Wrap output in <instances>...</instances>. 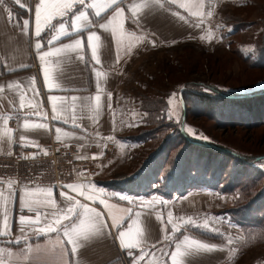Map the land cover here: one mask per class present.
<instances>
[{
	"label": "crops",
	"instance_id": "1",
	"mask_svg": "<svg viewBox=\"0 0 264 264\" xmlns=\"http://www.w3.org/2000/svg\"><path fill=\"white\" fill-rule=\"evenodd\" d=\"M64 2L0 0V157L8 158L49 142L73 144L77 147L76 159L91 164L95 171L88 176L76 174L63 185H73L74 189L23 184L0 191V231L8 233L0 237V258L5 264H134V258L135 264H172L170 254L188 236L216 247L196 251L193 246L190 254L178 258L181 264L233 263L231 256L236 248L227 241L230 214L229 209L222 208L226 197L232 195L207 188L191 189L182 196L143 191L150 180L141 171L153 154L144 156L141 152L152 143L146 131L138 132L139 127L130 126L134 117L131 112L119 110L123 95L120 86L133 58L148 46L172 47L179 40L204 36L210 26L200 10L205 0H160L164 7L151 0H124L103 12L102 17L95 16L99 7L87 8L93 0H85L84 5L75 3L66 15H57L51 21L54 28H46V18ZM14 7L23 14L12 10ZM37 7L44 29L40 37L35 34ZM119 9H123L122 15L116 17ZM80 11H86L92 26L75 33L72 19ZM133 16L137 23H133ZM82 23L77 22V27ZM61 24H65L64 29ZM65 30L73 35L64 36ZM92 32L99 37L92 42L96 59L88 42ZM49 40L53 41L51 45ZM76 40L81 41L78 47ZM37 42L42 45L39 52L35 49ZM45 52L50 55L41 59ZM11 119L16 121L14 128ZM37 200L41 202L39 212L47 214V219L39 222L37 211L28 210ZM77 201L99 212L107 227L99 232L92 229L87 218L93 213L81 209L84 224L76 223L88 236L78 240L73 253L63 228L55 221L60 219L71 226L73 217L64 220L63 216ZM21 216L25 217L23 222ZM49 224L60 231L34 235V229H46ZM174 226L180 231L173 232ZM120 232L126 235L120 237ZM17 239L22 241L20 245L12 243ZM137 242L138 246L131 249L124 247ZM189 243L182 244L181 251Z\"/></svg>",
	"mask_w": 264,
	"mask_h": 264
},
{
	"label": "rangeland",
	"instance_id": "2",
	"mask_svg": "<svg viewBox=\"0 0 264 264\" xmlns=\"http://www.w3.org/2000/svg\"><path fill=\"white\" fill-rule=\"evenodd\" d=\"M204 7H200L201 15L208 18L210 26L204 30L203 37L179 40L178 45L172 47L148 46L145 52L133 58L125 83L120 86L123 95L119 110L130 111L134 116L130 126L136 125L138 132L148 133L146 137L152 144H147L141 154L154 156L164 141L175 149L172 157L169 156L166 171L154 178L151 174L148 177L153 183L158 179L157 183L146 184L143 191L154 190L161 195L169 191L167 186L176 183H168L166 173L172 168L173 158L183 149L178 134L252 158L250 169L249 165H241L242 171L250 172V175L243 173L250 177L247 190L224 198V211L246 203L264 190V183L258 182L264 177V120L249 123L248 119H240L239 122L235 117L236 121H231L219 105L203 103V96L264 91V0H205ZM42 147L46 148L44 156L29 165L44 169L48 180H56L69 168L74 169L76 175L87 168V164L92 166L76 159L77 147L73 144L49 142ZM54 148L70 153L73 159L67 160L66 155L65 169L53 170L55 179H52L51 169L56 163ZM23 153L21 150L14 156H26ZM153 156L148 157L146 166ZM232 166L236 168L240 164L232 163ZM9 168L10 176L18 174L17 169ZM198 172L200 175L201 170ZM253 176L255 181L251 180ZM228 222L227 241L236 248L231 256L233 263L229 264H264V227L246 225L239 215L232 213Z\"/></svg>",
	"mask_w": 264,
	"mask_h": 264
},
{
	"label": "trees",
	"instance_id": "3",
	"mask_svg": "<svg viewBox=\"0 0 264 264\" xmlns=\"http://www.w3.org/2000/svg\"><path fill=\"white\" fill-rule=\"evenodd\" d=\"M4 1L7 2V0ZM12 10L23 14L16 7L12 8ZM203 103L219 105L222 113L231 121H236L234 120L235 117H237L236 119L239 122H241L240 119H248L249 123L256 119L264 120V91L249 95L203 96ZM220 108L219 110H221ZM242 116L244 117L241 118ZM178 137L182 141L183 149L173 158V165L167 171L168 177L166 176V179L168 183H179V186L176 183L167 186L169 191L164 194L171 196L172 193H177L182 196L191 189L207 188L227 195H236L239 190H247V183L250 177L243 175H250V172L242 171L241 165L242 163L249 165L250 169L249 163L254 161L252 158L242 157L236 152L223 149L216 144L209 145L188 140L185 136L181 137L179 134ZM168 143L164 141L163 145L157 148L155 155L152 157V162L149 165L147 164L141 171V174L146 176L147 179L150 174L154 178L166 171L167 161L170 160L171 155L175 151L172 144L169 145ZM232 163H239L240 166L234 168ZM230 165L231 169L229 170ZM198 170H201L200 175L197 174L199 173ZM228 175H230V178L227 177ZM157 180L154 183L148 181L147 184L155 185ZM251 180L255 181V177L251 178ZM258 182L264 183V177L259 179ZM138 186L136 185L137 190H139ZM232 209L229 210V213L239 215L244 224L264 227V190L246 203H242Z\"/></svg>",
	"mask_w": 264,
	"mask_h": 264
},
{
	"label": "snow or ice",
	"instance_id": "4",
	"mask_svg": "<svg viewBox=\"0 0 264 264\" xmlns=\"http://www.w3.org/2000/svg\"><path fill=\"white\" fill-rule=\"evenodd\" d=\"M123 2H124V0H110V2H108V0H105L104 3H99L98 0H93L92 3L87 5V8L95 9V8L99 7L100 11H96L95 12V16L96 17H102V13L103 12H105L108 9H111L113 7H117L118 4H122ZM151 2H152V4H158L160 7H164L163 4H160V0H151ZM170 2H175V0H170ZM75 3H79L81 5H84L85 0H65L64 3L56 5L54 10H53V14L49 15L46 18V20L44 21L45 27L49 28V29L54 28L55 25H53L51 23V21L56 19L57 15L64 16L67 13L71 12L72 8H73V5ZM147 6L148 5L146 4L145 7H147ZM133 7L135 8L137 6L133 5ZM122 12H123V9L117 10L116 13H115V16L116 17L121 16ZM40 17H41L40 7H37V9H36L37 28H36V33H35L37 37H40L42 31L44 30V29H42L40 27V23H41ZM77 22H83L82 26L78 28L77 27ZM111 22L112 21H109V23H111ZM133 23H137V20L135 19V16H133ZM28 24H29V21H27V20L24 21L25 28H27ZM91 26L92 25H91V22L88 19V15L86 14V11H80L78 15H74V17L72 19L73 32H75V33L83 32V31L87 30L88 28H90ZM100 27L104 28L105 25L102 24V25H100ZM60 28L64 29L65 28V24H61ZM73 32H68V31L65 30L63 32V35L64 36H71V35H73ZM113 35H115V33H113ZM94 40L98 41L99 37L97 36V34L95 32H92L88 36V42H89V46L92 48V58L96 59V56H97V54H96V45H94L92 43ZM48 43L51 45L53 43V41L49 40ZM80 43H81L80 40H76L75 41V46L78 47L80 45ZM41 48H42L41 43L37 42L35 44V49L39 52L41 50ZM64 48L72 49L73 46L72 45H64ZM57 51H60V49H57ZM48 55H50V53L45 52V53H43V55L40 58L43 59L44 56H48ZM79 58L81 60L84 59V57L82 55ZM209 91H211V90H209ZM96 99L99 100V97L97 96ZM55 110L56 109H55V106H54V111ZM60 110H62V111L65 110L64 106H62ZM53 118L55 119L56 117L54 116ZM57 131L59 132L60 130L57 129ZM189 131H191V129H189ZM57 139H59V137H57ZM63 187H67L68 189H74L73 185H65ZM13 195H14V193H13ZM120 199L121 200H125L126 197L120 196ZM21 205H22V208H23V206H24L23 197H21ZM40 206H41V202L39 200H37V201L33 202V206H30L28 208V210L30 212L31 211H37L38 222L41 219H47V214L46 213H40L39 212ZM81 209L84 212L93 213V215H89L88 218H87L89 226L92 229H94L95 231L99 232V231L102 230L103 227H107L106 224L102 223L101 214L99 212H96L95 209L88 208V206L86 204H80L77 201L74 204H72L70 207H68L67 210H66V214L63 216V219L64 220H68L70 216L73 217V219L71 220V226L66 225V224H62L60 219H57L55 221V223L57 225H60V227L63 228L64 237L67 239V243L69 245H72L71 252H73V253L76 251V245H77L78 240L80 238L87 239V236H88V233L86 231H82V229L80 227V225L84 224V220L82 219V216H81V211H80ZM20 220H21V222H23L25 220V217L21 216ZM76 221H79L80 225H77ZM113 226H117V225H113ZM192 226L198 227L199 225H196L195 223H193ZM28 227L31 228L32 225L29 224ZM205 227H207V226H205ZM21 231H23V227L21 228ZM59 231H60V228L52 227L51 224H49V226L46 229L44 227H38V228L34 229V235L39 236V235L44 234L45 232H59ZM177 231H180V228L177 227V226H174L173 227V232H177ZM7 234H8L7 232L0 231V237H2L4 235H7ZM125 235H126L125 232H120V237H124ZM189 241H190V243L188 244V247L184 251H181V245L184 244L185 242H189ZM12 243H15L16 245H20L22 243V241L20 239H17L15 241H13ZM121 243L123 244V240L121 241ZM138 243L139 242H137V243H127V244H124V247L128 248V249H131L133 247L138 246ZM193 246L195 247L196 251H200V250L212 251L216 247L215 245H209V244L204 243V242L199 241V240H195V239H191L190 240V238L188 236H185L184 237V241H181V242L176 244V249L177 250L170 254L171 255V259H172V264H181V261L178 258L181 257V256H185V255L190 254V249ZM153 247H155V246H153ZM29 250H31V246L30 245H29ZM37 250H39V249H37ZM9 254L11 255V253H9ZM165 255H167V253H165ZM0 264H5V261H4L3 258H0ZM134 264H135V258H134Z\"/></svg>",
	"mask_w": 264,
	"mask_h": 264
},
{
	"label": "built area",
	"instance_id": "5",
	"mask_svg": "<svg viewBox=\"0 0 264 264\" xmlns=\"http://www.w3.org/2000/svg\"><path fill=\"white\" fill-rule=\"evenodd\" d=\"M10 126L15 127V119L10 120ZM55 149L56 163L52 165L51 178L55 179L52 171L62 168L63 170L68 163L67 160L73 159L72 155L62 149ZM46 148L34 147L28 150H23V154L26 156H11L0 157V191H5L8 188H15L23 184H39L44 186L59 187L68 182L73 176H75L74 169L69 168L67 172H61L56 180H48L45 170L42 168L34 169L29 163L35 162L39 156H44ZM28 155V156H27ZM67 155V160L64 159ZM87 164V163H86ZM9 167H13L18 170V174L10 176L7 172L11 170ZM92 166L87 164V168L82 171L79 170L80 175L88 176L92 173ZM20 213L24 214L25 211L21 210Z\"/></svg>",
	"mask_w": 264,
	"mask_h": 264
},
{
	"label": "water",
	"instance_id": "6",
	"mask_svg": "<svg viewBox=\"0 0 264 264\" xmlns=\"http://www.w3.org/2000/svg\"><path fill=\"white\" fill-rule=\"evenodd\" d=\"M179 98H180V96H179ZM181 100V99H180ZM181 102H182V100H181Z\"/></svg>",
	"mask_w": 264,
	"mask_h": 264
},
{
	"label": "bare ground",
	"instance_id": "7",
	"mask_svg": "<svg viewBox=\"0 0 264 264\" xmlns=\"http://www.w3.org/2000/svg\"><path fill=\"white\" fill-rule=\"evenodd\" d=\"M28 156V155H27Z\"/></svg>",
	"mask_w": 264,
	"mask_h": 264
}]
</instances>
